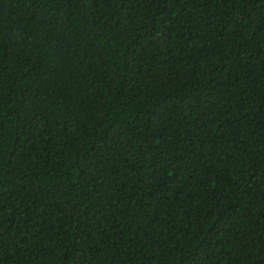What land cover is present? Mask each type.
Instances as JSON below:
<instances>
[{
	"label": "trees",
	"instance_id": "16d2710c",
	"mask_svg": "<svg viewBox=\"0 0 264 264\" xmlns=\"http://www.w3.org/2000/svg\"><path fill=\"white\" fill-rule=\"evenodd\" d=\"M0 264H264V0H0Z\"/></svg>",
	"mask_w": 264,
	"mask_h": 264
}]
</instances>
